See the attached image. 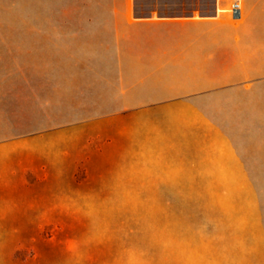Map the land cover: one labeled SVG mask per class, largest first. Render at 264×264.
I'll return each mask as SVG.
<instances>
[{"label": "crops", "instance_id": "crops-1", "mask_svg": "<svg viewBox=\"0 0 264 264\" xmlns=\"http://www.w3.org/2000/svg\"><path fill=\"white\" fill-rule=\"evenodd\" d=\"M110 1L103 20L68 27L44 61L46 75L67 81L63 93L82 88L87 98L78 112H63L72 120L52 127L82 132V150L68 143L71 160L125 172L121 184L130 188L143 177L186 188L162 192L248 191L257 175L246 163L264 162V0H238L239 17L231 13L235 0ZM24 142L0 140L25 189L17 208L27 168L11 147ZM231 178L244 183L215 185Z\"/></svg>", "mask_w": 264, "mask_h": 264}, {"label": "rangeland", "instance_id": "rangeland-1", "mask_svg": "<svg viewBox=\"0 0 264 264\" xmlns=\"http://www.w3.org/2000/svg\"><path fill=\"white\" fill-rule=\"evenodd\" d=\"M112 5L0 0V140L26 138L11 152L27 168L26 199L17 208L25 189L0 144V264H264V162L246 163L257 175L246 192H162L186 188L161 183L176 179L143 177L130 188L121 184L129 181L125 172L71 160L68 143L79 141L82 150L81 131L52 129L72 120L63 112L77 111L87 98L82 88L63 93L67 81L46 75L51 43L65 40L68 27L103 20L99 13Z\"/></svg>", "mask_w": 264, "mask_h": 264}, {"label": "built area", "instance_id": "built-area-1", "mask_svg": "<svg viewBox=\"0 0 264 264\" xmlns=\"http://www.w3.org/2000/svg\"><path fill=\"white\" fill-rule=\"evenodd\" d=\"M231 13L235 17H239L240 16V6H239V1L238 0H235V2L233 3V6L231 8Z\"/></svg>", "mask_w": 264, "mask_h": 264}]
</instances>
